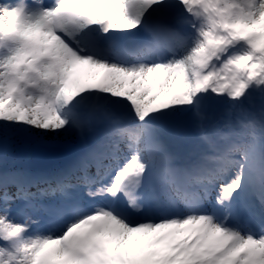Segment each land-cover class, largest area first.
I'll list each match as a JSON object with an SVG mask.
<instances>
[{
  "label": "snow or ice",
  "instance_id": "obj_1",
  "mask_svg": "<svg viewBox=\"0 0 264 264\" xmlns=\"http://www.w3.org/2000/svg\"><path fill=\"white\" fill-rule=\"evenodd\" d=\"M0 264H264V0H0Z\"/></svg>",
  "mask_w": 264,
  "mask_h": 264
},
{
  "label": "rangeland",
  "instance_id": "obj_2",
  "mask_svg": "<svg viewBox=\"0 0 264 264\" xmlns=\"http://www.w3.org/2000/svg\"><path fill=\"white\" fill-rule=\"evenodd\" d=\"M166 230H160V232H164ZM160 233H156V232H150V233H138L136 236H135V240H147L149 243H150V248H155V249H162L165 244L167 243V241H160V242H156L155 240V237L157 235H159ZM134 233L130 234L129 236H125V237H119L117 238L118 242L120 243V246H125L124 244H126V240L128 237L130 236H133Z\"/></svg>",
  "mask_w": 264,
  "mask_h": 264
},
{
  "label": "bare ground",
  "instance_id": "obj_3",
  "mask_svg": "<svg viewBox=\"0 0 264 264\" xmlns=\"http://www.w3.org/2000/svg\"><path fill=\"white\" fill-rule=\"evenodd\" d=\"M137 234H138V233H134L133 236H130V237L127 238V240H126V244H124L125 246H121V250H122V251H124V250H130V249H132L134 246H137V245L143 247V248L146 249V250H147L148 248H150V243H149L147 240H145V239H143V240H141V241H139V240H135V236H136Z\"/></svg>",
  "mask_w": 264,
  "mask_h": 264
}]
</instances>
